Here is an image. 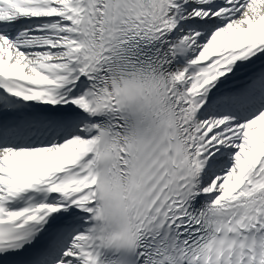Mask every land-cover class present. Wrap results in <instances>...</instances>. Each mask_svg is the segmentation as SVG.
Returning a JSON list of instances; mask_svg holds the SVG:
<instances>
[{"label":"snow or ice","instance_id":"snow-or-ice-1","mask_svg":"<svg viewBox=\"0 0 264 264\" xmlns=\"http://www.w3.org/2000/svg\"><path fill=\"white\" fill-rule=\"evenodd\" d=\"M0 264H264V0H0Z\"/></svg>","mask_w":264,"mask_h":264}]
</instances>
